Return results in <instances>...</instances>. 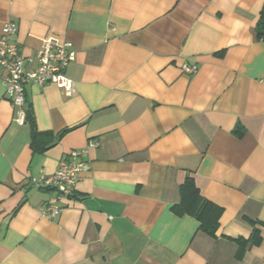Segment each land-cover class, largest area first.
<instances>
[{
    "label": "crops",
    "instance_id": "1",
    "mask_svg": "<svg viewBox=\"0 0 264 264\" xmlns=\"http://www.w3.org/2000/svg\"><path fill=\"white\" fill-rule=\"evenodd\" d=\"M263 6L0 0V29L16 26L19 54L47 38L71 43L75 86L66 97L54 84L25 85L35 128L52 133L33 152L0 80V264H264ZM89 141L98 146L88 170L60 214L43 216L53 192L30 179ZM187 179L221 209L214 236L173 210ZM254 229L258 243L242 248Z\"/></svg>",
    "mask_w": 264,
    "mask_h": 264
},
{
    "label": "built area",
    "instance_id": "2",
    "mask_svg": "<svg viewBox=\"0 0 264 264\" xmlns=\"http://www.w3.org/2000/svg\"><path fill=\"white\" fill-rule=\"evenodd\" d=\"M17 31L13 23H6L0 29V80L4 87L6 99L16 112V121H24L26 84L43 87L54 84L64 96L70 97L75 92L73 81L66 75L68 64L74 60V52L70 42L59 43L53 38L44 39L41 46L30 57L19 54L17 45L11 37ZM29 67L28 70H24ZM184 74L191 75L196 72V65L184 63L181 65ZM79 151L70 152L61 159L56 171L40 179L32 178V186L47 188L53 196L41 208V214L47 218L57 217L63 209L62 200L69 198L74 191L80 175L87 171L86 161L89 149L98 145L93 141Z\"/></svg>",
    "mask_w": 264,
    "mask_h": 264
},
{
    "label": "trees",
    "instance_id": "3",
    "mask_svg": "<svg viewBox=\"0 0 264 264\" xmlns=\"http://www.w3.org/2000/svg\"><path fill=\"white\" fill-rule=\"evenodd\" d=\"M257 38L264 42V6L259 14L258 21L256 23ZM26 103V101H25ZM30 106L25 104L24 108V121L31 127V148L33 152H41L48 149L52 143L49 138L52 137V133L39 132L35 128L34 118L30 111ZM235 134L241 135L240 130H236ZM180 201L179 204L173 207V210L179 215L190 214L199 223L198 229L209 236H214L215 230L218 226V219L221 214L220 207L206 201L199 195L198 189L195 187L193 180L187 179L180 187ZM258 230L254 229L249 240L238 239L237 242L243 248L248 243L254 244L259 241ZM241 248V249H242Z\"/></svg>",
    "mask_w": 264,
    "mask_h": 264
}]
</instances>
